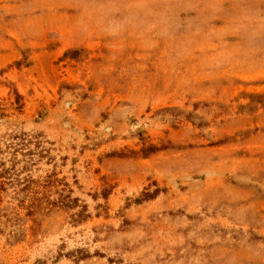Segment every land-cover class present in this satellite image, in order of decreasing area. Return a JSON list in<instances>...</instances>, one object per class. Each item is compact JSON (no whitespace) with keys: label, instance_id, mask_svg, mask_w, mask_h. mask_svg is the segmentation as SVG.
<instances>
[{"label":"rangeland","instance_id":"obj_1","mask_svg":"<svg viewBox=\"0 0 264 264\" xmlns=\"http://www.w3.org/2000/svg\"><path fill=\"white\" fill-rule=\"evenodd\" d=\"M0 264H264V0H0Z\"/></svg>","mask_w":264,"mask_h":264},{"label":"trees","instance_id":"obj_2","mask_svg":"<svg viewBox=\"0 0 264 264\" xmlns=\"http://www.w3.org/2000/svg\"><path fill=\"white\" fill-rule=\"evenodd\" d=\"M62 203V205L64 206V207H69V206H71L72 204L74 205V203H76V199L74 200H67V201H65V202H61ZM71 207H75V205L74 206H71ZM84 212L83 211H80V212H78L77 214H75L74 216L77 218H80V217H83V218H86L87 216L85 215V214H83ZM75 221V220H74Z\"/></svg>","mask_w":264,"mask_h":264}]
</instances>
